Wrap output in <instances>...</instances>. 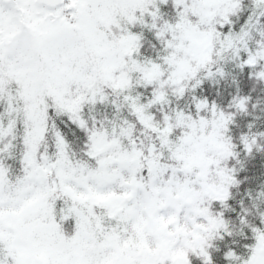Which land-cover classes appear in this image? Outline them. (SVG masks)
<instances>
[{
    "label": "snow or ice",
    "instance_id": "obj_1",
    "mask_svg": "<svg viewBox=\"0 0 264 264\" xmlns=\"http://www.w3.org/2000/svg\"><path fill=\"white\" fill-rule=\"evenodd\" d=\"M0 264H264V0H0Z\"/></svg>",
    "mask_w": 264,
    "mask_h": 264
}]
</instances>
